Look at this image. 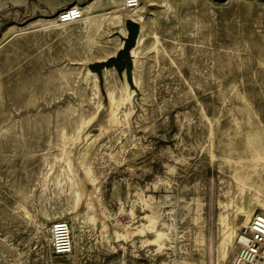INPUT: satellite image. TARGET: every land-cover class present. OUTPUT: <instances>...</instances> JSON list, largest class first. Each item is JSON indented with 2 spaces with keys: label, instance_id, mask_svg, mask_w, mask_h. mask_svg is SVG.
Masks as SVG:
<instances>
[{
  "label": "rangeland",
  "instance_id": "rangeland-1",
  "mask_svg": "<svg viewBox=\"0 0 264 264\" xmlns=\"http://www.w3.org/2000/svg\"><path fill=\"white\" fill-rule=\"evenodd\" d=\"M74 4L85 19L51 25ZM139 5L117 73L100 63L122 0H0V264H228L224 229L264 206V0ZM57 221L67 256L48 253Z\"/></svg>",
  "mask_w": 264,
  "mask_h": 264
},
{
  "label": "built area",
  "instance_id": "built-area-1",
  "mask_svg": "<svg viewBox=\"0 0 264 264\" xmlns=\"http://www.w3.org/2000/svg\"><path fill=\"white\" fill-rule=\"evenodd\" d=\"M138 0H123L125 8L132 9ZM58 23H69L80 17L77 8L62 10ZM235 251L228 264H264V215L255 214L235 240ZM47 249L53 257L67 256L72 250L71 228L66 221H57L47 229Z\"/></svg>",
  "mask_w": 264,
  "mask_h": 264
},
{
  "label": "bare ground",
  "instance_id": "bare-ground-1",
  "mask_svg": "<svg viewBox=\"0 0 264 264\" xmlns=\"http://www.w3.org/2000/svg\"><path fill=\"white\" fill-rule=\"evenodd\" d=\"M139 0H138V2H137V4H136V6L134 7V8H132V9H127V8H125V6H124V4H123V0H122V7H120V8H116V10H114V11H111V13L113 12L114 13V15H113V17H111V19H109V23L110 24H112L117 30H118V32H120L121 33V36L118 34V37L119 38H121V39H126V37H127V31H126V28H125V26H124V23H125V21H131V22H133V23H135L136 25H137V27H138V32H137V35H136V38H135V45H134V48L131 50V56H132V51L135 49V47H136V45H138L139 43H140V40H141V28L143 27V24H144V21H145V17L143 16V13L141 12V9L139 8ZM72 7H74V8H77V9H79V11H80V17L77 19V20H75V21H72V22H69V23H63V24H61V23H58V16H59V14L60 13H58L55 17H53V18H51L52 20L50 21L51 22V25L52 24H56L57 26L59 25H68V24H73V23H77V22H79V21H81L82 20V18L83 19H85V17H86V12H87V10L88 9H90L89 7L90 6H79V5H77V4H74ZM47 19L48 18H44V19H40V20H38L37 22H47ZM110 26V25H109ZM112 26V27H113ZM120 39V41H119V43H118V46H117V48H116V53H118L122 48H123V46H124V42L122 41ZM115 53V54H116ZM114 54V55H115ZM112 57V56H111ZM133 57V56H132ZM102 62H106L105 60H103ZM137 61L135 60V63H136ZM96 68V67H95ZM88 71H89V74L90 73H92V71L91 70H89V68L87 69ZM133 70H134V68H133ZM109 71H111L110 69H108V70H105L104 72H103V74L105 73V72H109ZM133 72V71H132ZM93 74V73H92ZM126 78H128V75L126 74V73H124L123 72V79L124 80H126ZM125 82V81H124ZM133 83L134 84H138V82H137V77H136V75H135V72L133 73ZM128 84H124V86H123V88H124V90H126V88L128 87L127 86ZM122 89V88H121ZM130 93H132V92H127V98H129V96H130ZM126 94V93H125ZM132 95V94H131ZM109 99H110V102H111V107H112V113L115 115V112H118V110H120L121 108H122V101L121 100H119L118 99V97H116V95L114 94V93H111L110 95H109ZM125 99V98H124ZM127 108V107H126ZM125 108V109H126ZM124 109V110H125ZM122 111V110H121ZM78 128H80V127H78ZM73 185H78V181H76V180H72V186ZM95 191H97V189L95 190ZM75 202H77V201H75ZM89 202V201H88ZM95 203H94V205L96 204V202L98 203H100V201L98 200V198H96V201H94ZM91 203V202H90ZM90 205V204H89ZM93 205V208H95V206ZM97 207V206H96ZM92 208V207H91ZM99 208V207H98ZM94 210V212H96L97 211V209H93ZM98 212V211H97ZM96 212V213H97ZM258 213H261V214H263L264 215V206L263 205H258V207L253 211V212H251V213H249V212H246V211H243V210H239V213H238V215H237V217L236 218H239V217H242L244 220H243V224H242V227H241V230L238 232V235H239V233L243 230V229H245V228H247V225H248V223H249V220L251 219V217L253 216V215H255V214H258ZM100 215V214H99ZM102 217V216H101ZM101 217H100V219H101ZM148 218V222H149V225L145 228V229H147V230H149V231H152V232H154L155 234H156V236H157V239L155 240V242H157L158 240H161L163 237H164V234L162 233V232H160L159 230H158V228L156 227V223H157V220H156V218H154V217H147ZM97 221H99V225L101 226V229L103 228V226H105V224H104V220H97ZM142 232V231H141ZM117 235H118V233H117ZM237 233H236V231H235V229H234V227L233 228H229L228 226H226V228L224 229V231H223V234H222V238H223V240H222V242H224L225 241V243H229L230 245L231 244H233V239L235 240V238H237ZM118 238H120V236L118 235ZM234 243H236V242H234ZM235 248H236V245H235ZM72 250H73V240H72ZM235 251V250H234ZM234 254V253H233ZM233 256V255H232ZM229 263V262H228Z\"/></svg>",
  "mask_w": 264,
  "mask_h": 264
},
{
  "label": "water",
  "instance_id": "water-1",
  "mask_svg": "<svg viewBox=\"0 0 264 264\" xmlns=\"http://www.w3.org/2000/svg\"><path fill=\"white\" fill-rule=\"evenodd\" d=\"M125 28L127 31V37L125 39V43H124V51H126L127 49L131 48L134 43H135V38L138 32V27L135 23L131 22V21H125ZM120 54H123L122 52H118L117 55L112 56L111 58L108 59L107 62H102L100 63L102 66L106 67V68H110L111 65H113V67L115 68L116 72L119 73L122 69H123V64L122 63H115V60H119V56ZM123 57L126 58L125 54H123ZM127 59V58H126ZM129 62L127 59L126 62V66H124V68L126 69V71L129 68ZM96 67V66H95Z\"/></svg>",
  "mask_w": 264,
  "mask_h": 264
},
{
  "label": "crops",
  "instance_id": "crops-1",
  "mask_svg": "<svg viewBox=\"0 0 264 264\" xmlns=\"http://www.w3.org/2000/svg\"><path fill=\"white\" fill-rule=\"evenodd\" d=\"M108 12H109V11H108ZM116 52H117V51H116V49H115V53H116ZM112 54H113L112 52H110L109 54H107V55H110V56L107 57V59L114 55V54H113V55H112ZM97 61H100V60H97ZM97 61H96V62H97Z\"/></svg>",
  "mask_w": 264,
  "mask_h": 264
}]
</instances>
